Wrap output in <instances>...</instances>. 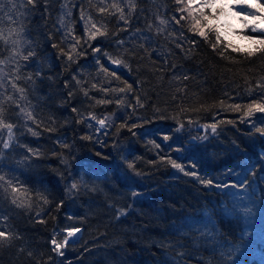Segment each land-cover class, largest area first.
<instances>
[{
	"label": "trees",
	"instance_id": "1",
	"mask_svg": "<svg viewBox=\"0 0 264 264\" xmlns=\"http://www.w3.org/2000/svg\"><path fill=\"white\" fill-rule=\"evenodd\" d=\"M112 3L127 13V0H47V5L38 0L35 8L27 0L8 2L1 28L8 36L22 26L21 52L36 53L27 62L17 57L20 75L32 76L17 83L26 92L20 103L37 123L17 116L14 105L8 110L6 122L16 125L15 139L0 156V176L23 185L31 207L10 205L0 188V217L8 216L0 218V228L18 237L11 246L0 247V264H264V138L255 132V127H264V113L244 115L246 105L264 98V88L257 87L264 77V54L248 58L247 49L233 47L221 36L217 43L216 31L205 39L189 31L190 20L177 25L175 19L187 13L176 0H135L128 31H121L125 26L118 21L119 13L98 11ZM157 16L167 23L159 24ZM91 23L104 25L107 37L85 43ZM73 36L79 45L68 60L59 49L70 52L76 43ZM117 39L124 44L117 45ZM105 52L122 58L128 67L109 63ZM97 60L120 80L100 72ZM10 78L2 82L0 93L18 95ZM123 81L132 91L99 90L124 87ZM137 97L144 107L137 105ZM101 99L111 103L97 104ZM117 99H122L120 105ZM234 105H240V111ZM89 113L108 118L106 127L100 128ZM122 123L127 127L120 128ZM133 124L137 127L129 131ZM211 124L217 130L206 140L189 141L190 133L200 131L197 127ZM0 134V140L6 139L7 129ZM28 148L39 155L32 156ZM169 159L185 172L212 180V185L173 168ZM230 173L242 179L228 178ZM243 181L254 184L261 204L262 248L244 246L255 234L254 225L248 232L246 209L241 203L236 208L231 197V186ZM74 182L79 190L69 191ZM118 209L124 214L117 216ZM72 227L81 229L78 237L62 249L63 256L53 253L52 236L62 240L63 230ZM244 251L256 256L236 255Z\"/></svg>",
	"mask_w": 264,
	"mask_h": 264
},
{
	"label": "snow or ice",
	"instance_id": "2",
	"mask_svg": "<svg viewBox=\"0 0 264 264\" xmlns=\"http://www.w3.org/2000/svg\"><path fill=\"white\" fill-rule=\"evenodd\" d=\"M38 0H27V5H31L33 8H35ZM45 5H47V0H44ZM104 3V0H101V4ZM177 4H183L185 5L184 8L179 9L182 13H187V16L181 15L179 19H175V23L177 25L180 24L181 21H187L190 20L191 24L189 26V31L195 32V34L204 37L205 39H208V33L212 31H216V36L215 40L217 43L220 42V35H219V28L214 24V20L216 19L217 15H224L226 13V9H230L232 7H235L236 5H240V8L237 12L239 15V12H244L245 16L251 18V31L252 32H264V28H260L259 24L264 22V4L260 3V0H233V3L231 5L226 4L225 0H199V3H196V0H176ZM195 5V7H193ZM246 5V7H245ZM127 13L125 12L124 8L121 7L117 3H112L111 5L108 6H101L98 8L99 13L104 14L107 13L108 15H115L116 13H119L118 16V21H123V24L125 27L120 29L121 31L127 32L128 31V25L130 23V17L131 14L135 11L136 9V3L135 0H127ZM109 7L111 9H114V12H109ZM256 9L257 12H247V9ZM208 10V11H206ZM81 18L83 19V12L81 14ZM157 19L159 21V24L164 25L167 23L166 20L160 18L157 16ZM242 22L248 23L246 19L243 17L241 18ZM89 22H91V17H89ZM149 29H151L152 25L148 26ZM94 29V30H93ZM207 29V31H205ZM23 27L21 26L20 29L13 28L9 31L8 36H4L2 32H0V40L4 42L5 49H0V55L3 54L4 50H7L9 52V56L0 59V65H5L8 63H11L13 65L11 72L10 73H4L3 68H0V79L3 78L5 75H10V79L8 80V83L10 87L14 90V92L18 95H13L12 93H9L7 95H4L3 93H0V96H3L2 99H0V129H7V138L0 140V156L4 155V150H8L12 148L13 142H14V133H13V128L16 127L13 123L6 122V116L8 114V110L10 107L14 105V108L12 109L15 111V109H19V112L16 113L17 116H20L23 114V116L26 118V120H31L33 123H37L34 117V114L32 111L26 110L25 107H23L20 103V101L26 100V92L23 87H21L17 81L24 79L26 81H31L32 76H26L22 77L20 75L21 71V66L19 63V60H23L25 62L29 61L31 57L35 56V51L34 50H29L27 52V55H24L21 52V47H22V39H23ZM86 35H87V40H85V43L88 42V40H95L98 37H107L108 32L107 28L104 25L97 26L96 23H91V28L85 29ZM157 32H163V29H157ZM113 36H116L117 33H113ZM11 37H16V38H11ZM11 38V39H10ZM49 39H51V35H49ZM73 39L76 40V43L71 46V51L68 53H65L63 48H60V54L61 55H67L68 60H72V52H75L77 46L79 45V39L73 36ZM246 40L250 41L252 44V47L246 50V57L251 58L255 56L256 54H264V38H258L254 36H246ZM63 43V41H61ZM117 45H123L124 41L117 39L115 41ZM217 43L212 44L213 50L216 49ZM11 45V47H7L8 45ZM192 44L195 45L196 41H192ZM177 47L181 48V51H183V47L181 44H177ZM53 48H57V44L52 45ZM141 48H143V45H140ZM94 52H100V48H93L92 49ZM237 51H241L240 49H235ZM126 52L128 51L127 49L125 50ZM79 54V53H77ZM132 56H135V52L130 53ZM223 55V53H221ZM104 56L107 57L109 63L116 65V66H122V67H128V64L122 59V58H113L111 54L105 52ZM17 57H19V60H17ZM96 63L99 65V71L104 73L105 76H111L114 77L116 80H120V76L116 74L115 71H109L107 67H105L103 64L100 63L99 60L96 61ZM37 76H39V72L36 73ZM185 79H188L187 76L184 77ZM73 79H76V77H73ZM77 83H80L77 81ZM124 87H118V88H102L99 89L102 92L108 93L109 91L114 92V93H124L126 91L130 92L132 91V85L129 84L127 81H123ZM4 84L0 83V88H3ZM65 87H68V84H65ZM257 87L259 88H264V77L261 78L260 81H257ZM92 88L95 89L97 88L96 84H92ZM72 93H69V96H71ZM85 96H88V92H84ZM137 105L139 107H144V105L141 103L140 98H136ZM117 105H120L122 103V99H117L116 101ZM97 104H107L111 103L109 100H97ZM223 103V102H221ZM7 105V107H6ZM234 110L240 111L241 106L240 105H234L233 106ZM246 111L244 113L245 117H250L254 112H260L264 113V98L260 102H257L256 100H253L251 103L246 105ZM73 112H76L77 109L73 108ZM158 111V109H157ZM89 118L92 120H95L96 123L100 126V128L106 127V120L105 119H98L96 116H94L92 113H89ZM81 121L78 120L77 123H80ZM39 126V125H37ZM127 127L126 123H122L120 125V128ZM137 127L136 124L131 125L128 127L129 131H132V128ZM206 127H210L212 132L215 133L217 130V125L216 124H211ZM255 127V126H254ZM27 131L31 133L33 136L38 135L37 132L33 131L32 128H28ZM255 132L258 133L261 137H264V127H255ZM2 135V134H0ZM135 135V133H133ZM207 137H201V139H206ZM81 139L84 140H91V136H83ZM165 140L169 139V137L165 136ZM65 148H68L69 145L63 144L62 145ZM21 147H24L21 145ZM156 147H159V145H156ZM27 152L31 154L32 156H38L39 153L34 152L31 148L27 149ZM97 155H100V153H97ZM161 159H164L163 157ZM64 162V161H62ZM173 168L178 169L180 172H184L185 175H190L196 177L200 183L204 184L205 186H210L212 185L213 181L210 179H203L199 176H197V173L195 172H185L184 168L182 165L178 164L175 162V160L169 159L167 161ZM129 169H133V164L129 163L128 164ZM136 175H141V173L137 172ZM0 181L3 183H0V188L3 189V196L8 199L10 205L15 206L17 209H24V208H30L31 203L30 199L24 195V193L27 192V189L23 187V185L19 184H13L11 181L5 180L4 176H0ZM227 187V186H225ZM232 187H235V185H232ZM243 187V185H241ZM71 190H79V184L74 182L71 184ZM134 196L138 195V193H133ZM39 198L43 199L45 203H48L47 198L40 196ZM62 203V202H61ZM117 216L123 215L124 210L123 209H118L117 210ZM3 220H7L8 216H3L0 217ZM40 223H43L44 221L41 220L39 221ZM66 232V235H64L62 240H58L55 235L52 236L50 239V244L52 245L51 251L59 256H63V251L65 247L68 246L69 243H71L72 238L76 236L77 233L81 231L80 228L72 227L63 230ZM11 231H6L3 228H0V247H5V246H11V243L14 239H17ZM32 253H29V256H31ZM49 260H51V257H49Z\"/></svg>",
	"mask_w": 264,
	"mask_h": 264
},
{
	"label": "rangeland",
	"instance_id": "3",
	"mask_svg": "<svg viewBox=\"0 0 264 264\" xmlns=\"http://www.w3.org/2000/svg\"><path fill=\"white\" fill-rule=\"evenodd\" d=\"M9 0H0V32L3 33L4 36H7V32L1 28V24H3V18L7 17L8 11H9ZM226 4L231 5L233 3V0H225ZM250 2V0H249ZM196 3H199V0H196ZM195 7V5H193ZM246 7V5H245ZM240 8V5H236L235 7H232L230 9H226V13L224 15H217L216 19L214 20V24L219 28V35L231 46L237 47L240 49H249L252 47V44L250 41L246 40V36H254L260 38L258 34H264V32H252L251 31V18L245 16L244 12H239V15L237 14L238 10ZM208 11V10H206ZM247 12H257L256 9L248 8ZM244 18L248 21V23L242 22L241 18ZM260 28H264V22L259 24ZM7 47H11L10 45ZM5 49V47H2ZM7 50L3 51V54L0 55V59H3L7 57ZM12 64L8 63L5 65H0V68H3L4 73H10L12 69ZM10 75L3 76L2 79H0V83L4 82L7 78H9ZM198 133L195 134V132L189 134V139H198V143L206 140L209 136L213 134L210 127H200L196 128ZM201 137H207L206 139H201ZM189 145V144H188ZM187 145V146H188ZM237 176V177H236ZM243 175H239V173H230L228 174V178L236 177L239 181L242 179ZM223 180V179H222ZM243 185V187H241ZM251 186H254L253 183L248 181H243L241 183H237V187H232L231 189L233 191V195L231 196L233 199V205L237 208L239 207V204L241 203V206L246 209V217L250 219V221L246 220L247 225L249 226L250 230L248 232L255 233L250 241L245 242L244 246L246 244H251L252 246L257 245V247L262 248L263 242L262 237L260 235V227H261V217H260V207L261 205L256 198L255 192L256 189H252ZM226 191H229L230 193V187H226ZM254 225V228H253ZM253 230L251 231V229ZM77 237V234L75 237L72 238L75 239ZM246 249V248H245ZM252 250V249H248ZM236 255L240 256H256L254 254L249 253L248 251L244 252H237Z\"/></svg>",
	"mask_w": 264,
	"mask_h": 264
},
{
	"label": "bare ground",
	"instance_id": "4",
	"mask_svg": "<svg viewBox=\"0 0 264 264\" xmlns=\"http://www.w3.org/2000/svg\"><path fill=\"white\" fill-rule=\"evenodd\" d=\"M79 234H80V232H79V233H77V237H78V235H79ZM77 237H76V238H77ZM76 238H75V239H76ZM75 239H73V240H75Z\"/></svg>",
	"mask_w": 264,
	"mask_h": 264
},
{
	"label": "water",
	"instance_id": "5",
	"mask_svg": "<svg viewBox=\"0 0 264 264\" xmlns=\"http://www.w3.org/2000/svg\"><path fill=\"white\" fill-rule=\"evenodd\" d=\"M264 138V137H263Z\"/></svg>",
	"mask_w": 264,
	"mask_h": 264
}]
</instances>
